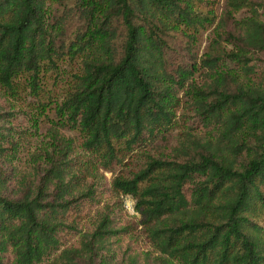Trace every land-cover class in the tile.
Returning <instances> with one entry per match:
<instances>
[{
    "label": "trees",
    "instance_id": "trees-1",
    "mask_svg": "<svg viewBox=\"0 0 264 264\" xmlns=\"http://www.w3.org/2000/svg\"><path fill=\"white\" fill-rule=\"evenodd\" d=\"M87 1L92 7L70 35L49 20L48 0H0V264H109L107 245L125 230L108 212L84 230L102 192L87 182L91 171L64 133L47 148L41 173L19 178L21 147L5 91L27 72L37 92L44 61L55 66L79 53L82 71L58 112L106 167L151 150L171 131L180 89L195 87V72L206 66L189 106L204 127L181 141L185 158L148 152L138 171L112 185L136 198L164 252L149 264H264L257 220L264 213V0H225L201 61L188 43L182 51L172 40L181 27L196 35L212 20L197 0H99L95 18L96 0ZM228 58L239 71L219 70Z\"/></svg>",
    "mask_w": 264,
    "mask_h": 264
},
{
    "label": "rangeland",
    "instance_id": "rangeland-1",
    "mask_svg": "<svg viewBox=\"0 0 264 264\" xmlns=\"http://www.w3.org/2000/svg\"><path fill=\"white\" fill-rule=\"evenodd\" d=\"M96 0L95 17H99L103 4ZM198 7L204 14L212 16L206 22V26L200 29L197 34H192L191 28L181 27L172 36L173 44L185 51V45L188 43L193 55H198L199 61L210 50L209 44L214 34V27L220 18L221 10L225 0H197ZM79 9H78V7ZM92 7L91 2L87 0H48L47 14L50 21L57 25L62 23L75 31L81 28L80 22L85 19V14ZM66 12L69 13L66 15ZM92 23H89L91 29ZM227 47H229L227 45ZM256 54L255 56H261ZM86 54L79 53L74 56L66 54L56 60V65L52 66L44 61L43 67L37 76L38 90L35 92L32 88L29 73H22L14 78L13 86L7 89L6 95L9 98L14 109V121L17 127L20 143L19 155L15 158L20 173V180L23 178H33L40 174L45 167V152L50 144L57 139L59 133H64L73 140V151H77L82 156L85 166L89 167L90 174L87 182L93 187L101 188L102 202L88 215L83 222L84 230L93 229L99 222L103 213L108 212L113 217L112 223L115 226L125 229L120 236L113 235L107 245V252L110 254L109 264H149L151 259L163 254L157 241L150 233V225L146 223L142 214L134 208L135 197L130 193H119L112 185L113 179L118 175L131 177L138 171L147 159V153L151 152L157 156H164L183 160L185 145L181 141L192 134H198L203 128V122L193 116L192 97L197 90L202 87L205 79L206 66H201L195 72V87L180 89L178 112L176 124L172 126L166 136H162L154 144L152 149H135L120 162H106L108 167L104 166L97 154L86 150L83 147V134L74 122L67 120L66 115L58 112V106L64 98L71 92L78 80V75L82 71L83 59ZM256 61V60H255ZM258 67L264 73V59H260ZM176 66V65H175ZM174 66V67H175ZM235 62L228 58L222 60L220 71H239L235 68ZM193 125L194 127L189 128ZM209 131V130H208ZM207 131V133H208ZM209 134V133H208ZM204 135V134H203ZM189 150L197 152L198 147L193 144ZM13 188V185H10ZM121 199H123L121 201ZM257 220L264 226V213L257 217ZM76 237L71 238L74 242ZM124 256V257H123ZM123 257V259H122ZM45 261L44 263H46Z\"/></svg>",
    "mask_w": 264,
    "mask_h": 264
}]
</instances>
